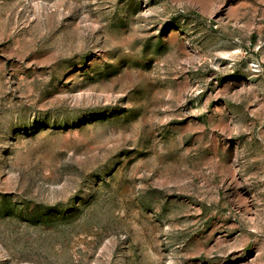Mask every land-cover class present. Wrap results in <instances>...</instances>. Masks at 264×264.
<instances>
[{"label": "rangeland", "instance_id": "rangeland-1", "mask_svg": "<svg viewBox=\"0 0 264 264\" xmlns=\"http://www.w3.org/2000/svg\"><path fill=\"white\" fill-rule=\"evenodd\" d=\"M0 264H264V0H0Z\"/></svg>", "mask_w": 264, "mask_h": 264}]
</instances>
